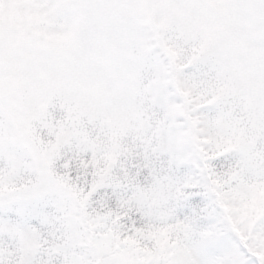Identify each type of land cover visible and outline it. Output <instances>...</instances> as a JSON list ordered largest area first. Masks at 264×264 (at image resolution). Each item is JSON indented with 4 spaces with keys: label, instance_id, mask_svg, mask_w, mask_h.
<instances>
[{
    "label": "snow or ice",
    "instance_id": "obj_1",
    "mask_svg": "<svg viewBox=\"0 0 264 264\" xmlns=\"http://www.w3.org/2000/svg\"><path fill=\"white\" fill-rule=\"evenodd\" d=\"M0 264H264V0H0Z\"/></svg>",
    "mask_w": 264,
    "mask_h": 264
}]
</instances>
